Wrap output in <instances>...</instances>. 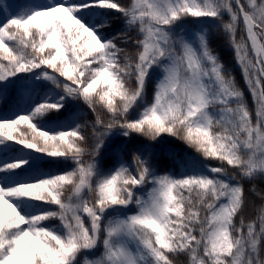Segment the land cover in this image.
I'll return each instance as SVG.
<instances>
[{
    "label": "snow or ice",
    "instance_id": "1",
    "mask_svg": "<svg viewBox=\"0 0 264 264\" xmlns=\"http://www.w3.org/2000/svg\"><path fill=\"white\" fill-rule=\"evenodd\" d=\"M181 258L264 264V0H0V264Z\"/></svg>",
    "mask_w": 264,
    "mask_h": 264
},
{
    "label": "trees",
    "instance_id": "2",
    "mask_svg": "<svg viewBox=\"0 0 264 264\" xmlns=\"http://www.w3.org/2000/svg\"><path fill=\"white\" fill-rule=\"evenodd\" d=\"M214 46L217 47L218 51L222 55V59L227 64V66L229 67V69L233 72V75L237 79V81L239 83V86L241 87V89L245 93V97H246L247 103L249 105V108L253 110V114H254V105H253V102H252L251 95L248 93L247 87L244 84V81H243L242 76H241V74L239 72V69L235 65V62H234L233 57H232L231 50L230 49H227V48H224L223 47V44H222V41L219 40V39H217L216 41H214ZM183 259L184 258H181V264H183Z\"/></svg>",
    "mask_w": 264,
    "mask_h": 264
}]
</instances>
